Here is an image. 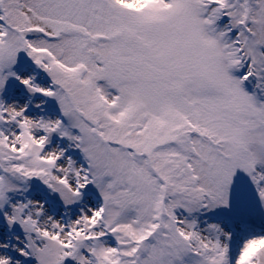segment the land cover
<instances>
[{
	"label": "snow or ice",
	"instance_id": "snow-or-ice-1",
	"mask_svg": "<svg viewBox=\"0 0 264 264\" xmlns=\"http://www.w3.org/2000/svg\"><path fill=\"white\" fill-rule=\"evenodd\" d=\"M0 264H264V0H0Z\"/></svg>",
	"mask_w": 264,
	"mask_h": 264
}]
</instances>
